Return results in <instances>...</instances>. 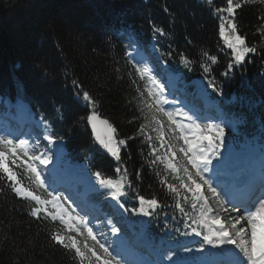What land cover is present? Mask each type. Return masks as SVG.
<instances>
[{"label":"trees","instance_id":"1","mask_svg":"<svg viewBox=\"0 0 264 264\" xmlns=\"http://www.w3.org/2000/svg\"><path fill=\"white\" fill-rule=\"evenodd\" d=\"M219 6L221 0H0L3 101L7 97L27 101L45 130L64 143L66 160L86 162L91 171L104 177L126 175L130 181L125 183L129 217L145 225V237L156 251H166L165 239L171 238L165 226L179 238L185 236L188 226L197 227L202 236L204 231L192 223L199 206L192 207L191 194L187 193L188 201H180L184 210L177 208V198L160 183L165 176L169 183L177 181L162 163L149 166L147 161L153 157L143 137L128 139L144 123L137 89L145 90L146 84L134 74L130 39L147 50L153 42L163 66L177 74L176 81L188 89H196L195 80L202 79L203 89L229 120L226 134L247 139L263 136L264 38L257 28L264 3L255 0L237 10L240 34L257 48L239 63L219 35L221 21L215 12ZM154 27H162L165 34H154ZM80 88L90 93L96 102L94 110L116 129V139L128 140L121 147L119 161L94 137L86 119L93 105L76 95ZM164 131L167 143L172 136L167 123ZM150 135L159 146L157 133L151 131ZM175 162L183 164L182 154H177ZM10 166L29 186L25 168ZM9 184L0 173V264H79L74 251L57 244L51 235L54 231L75 235L82 246L85 230L66 232L58 220L33 217L35 202L17 196ZM37 194L46 197L43 190ZM141 195L159 201L150 216L138 211ZM131 237L134 241L135 235L131 233ZM86 242L92 244L90 238Z\"/></svg>","mask_w":264,"mask_h":264},{"label":"snow or ice","instance_id":"2","mask_svg":"<svg viewBox=\"0 0 264 264\" xmlns=\"http://www.w3.org/2000/svg\"><path fill=\"white\" fill-rule=\"evenodd\" d=\"M209 2L212 3L214 0H209ZM254 2L255 0H221L222 6L215 8L221 21L219 35L224 39L228 48L233 51L237 63L244 61L249 53L257 51L255 45L249 46L246 43V36L240 34L236 19L237 10L245 4ZM261 2L264 3V0ZM165 11L168 9L165 8ZM259 19L261 24L257 31L264 38V15H261ZM153 31L154 34H165L162 27H154ZM211 59L215 60L214 57ZM183 62L185 65L189 63L186 58L183 59ZM133 69L136 76L146 81L145 90L137 89L140 118L144 120V123L139 125L136 135L128 139H135L137 136L143 137L146 145L150 148V155L153 157L147 161L149 166L156 165L158 162L162 163L165 171L172 176L174 181H177L169 183L167 176L160 181L161 185L166 186L168 191L177 198V208L183 211L184 208L180 201L181 199L188 201L187 193L191 194L192 207L199 206L198 215L192 220V223L198 227L204 225L207 228V234L203 235L201 248L204 244L214 247L233 245V264H264V149L261 151L258 174L249 178V182L258 183L261 191L254 199L246 202L241 201L240 206L237 207L231 198H226L228 193L223 189V186L206 176L213 160H222L224 157L221 150L225 147V127L213 122L202 125L197 122V117L182 112L180 109L166 110L164 105L168 101L165 98L164 85L157 80L156 76L152 75V69L146 64L134 65ZM133 82L135 83V81ZM73 83L76 84V81ZM76 95H82L84 101L93 105V111L86 119L92 125L93 131L97 129V122L106 126V138L96 131V139L112 157L119 161L121 147L126 146L128 140L116 139V129L108 120H102L94 110L96 102L88 91L80 88ZM179 116H182L183 119H177ZM140 118L134 117V119ZM165 123L172 133L167 143L164 140ZM151 131L157 133L155 139L159 142V146L152 143ZM46 139L50 144H54L58 138L51 134ZM179 141H182V144H177ZM178 153L182 154L183 164L175 162ZM20 160L23 162L17 164V161ZM52 160L51 151H34L28 139L0 135V173H3V178L10 182L9 187L17 196L35 202L36 206L31 209V215L37 219L44 216L52 221L59 220L66 226V232L75 230L80 234L82 230H86L87 233L82 246L75 235L62 234L61 231H54L51 239L65 249L74 251V257L79 258V264H85L86 261L87 264H122L121 259L113 256L105 243H102L93 233L92 228L88 226L87 219L80 216L79 213L73 215L75 209L70 210V204L69 207L64 206L65 203H68L67 197L60 193L48 192L45 180L41 176L40 166H46ZM10 165L25 168L30 181L29 186L22 183L17 172ZM124 171L126 172V169ZM95 176L100 185L112 189L111 196L113 198L126 195L123 191L125 183L130 184L126 175L119 180L106 178L100 172H96ZM214 183L216 186H213ZM31 185L35 187L33 188ZM218 188H221L225 195H222ZM37 190H43L46 197L37 194ZM138 200L140 203L138 211L146 216L152 214L151 209L159 206V201L155 197L146 199L141 195ZM213 203L216 205L215 208L212 206ZM226 205H230V207ZM134 211L136 210L134 209ZM233 213L235 214L233 215ZM118 231L119 229L112 228L113 233ZM192 232L196 235L202 234L197 227H193ZM88 238L92 241L91 245L86 242Z\"/></svg>","mask_w":264,"mask_h":264},{"label":"rangeland","instance_id":"3","mask_svg":"<svg viewBox=\"0 0 264 264\" xmlns=\"http://www.w3.org/2000/svg\"><path fill=\"white\" fill-rule=\"evenodd\" d=\"M136 47H138V46L136 45ZM152 50L154 53L157 54V52L155 51V48L153 46H152ZM148 55L149 54L146 53L145 50H141V51L139 50L136 53H133V52L131 53V57L135 61L136 65L137 64H140V65L146 64L150 69H152V75L156 76L157 80H159L160 83L164 85L165 98L168 101V103L165 104L164 107L167 109H172V111L179 109L177 106V103L182 102L183 100L187 102V100L185 99V97L181 93L179 94L178 97H176V91L178 88V86H177L178 83L175 81V79L177 78V76L172 74L169 71H166V69L162 68V70H160L158 68V65L155 64V62L151 59V56H149V58L147 57ZM180 91L184 92V89L182 88V89H180ZM200 94H201V92L198 93V96H200ZM185 95H187V93ZM16 102H18V100L12 101L11 99H8L5 101V106L3 107L4 111H2V113H1L2 115L0 116V135H5V136L11 135L12 138L18 137L20 139H28L30 141V144L33 146L34 151H36V152L51 151V154L53 156L52 162L46 166H40L41 176L43 179L45 178L46 186L49 188L48 182H49L50 177H52V173L50 170L54 169L53 164L57 165L61 161L64 166H66L68 168H69V166H71L70 163H67L63 160V156L66 152V149L62 144L57 143L58 141H56V143H54V144L48 143V144L40 145V142H42L41 140H43L44 138H46L50 134L46 130H43L42 125L39 122V120H33L34 119L33 115L31 114L27 105L25 106V104H22L20 107L18 105L16 107L15 106ZM201 104L203 105V107L208 106V108H210L211 106H213V100L207 96V99L201 101ZM168 105H171V107H168ZM201 113L205 114V111H202ZM218 114L219 113H213V114L210 113L211 116L208 118L209 122H213L216 124H222L223 126H225L226 122H227L226 119L224 122H221V120L218 117ZM25 116L27 117L28 120H33L32 127H30L33 132H27V131H30L29 129H27V130H23V132H26L25 134L24 133L19 134L18 133L19 131L18 132L16 131L18 128L17 125L19 124V122L21 123V121L25 120ZM198 116H199V118H198L197 122H199V123L203 122L204 119H202V117L200 115H198ZM180 118H181V116L177 117V119H180ZM184 122L187 123V121H184ZM35 127L40 128L41 133H35V131H34ZM32 138H35V141H33ZM252 143H254V140H252ZM261 144H264V141L261 142V139H259L258 147L255 150L256 152L250 154L247 152L248 149L246 148L249 145L244 147L242 150H240V148H233L232 145H230L228 143V141H225V147L221 150L224 153L223 159L222 160L221 159H214L213 164L210 166V171L208 173H206V176L209 179H213L214 181L218 182L221 186H223V189L226 190L225 185H222V181H221V180L226 179V175L220 174L219 165H221L222 171H228L232 168V166L237 167V168H241V167L243 168V167H246L248 165H253L251 158H254V159H257V163L260 166V164H261V153H259V149H260ZM254 145H255V143H254ZM64 166L61 165V169H63L65 172L64 175L65 174L74 175V174H77L79 172H85V170L89 171V169L86 165L77 166L80 168V170H78L76 173H74L73 171H68L66 168H64ZM79 168H77V169H79ZM46 174H47V176H46ZM90 175L91 174L88 172V178H91ZM252 175H255V174L253 173V174H249L246 176L251 177ZM93 176H95V175H93ZM235 177L237 178V176H235ZM95 178H96V176H95ZM119 179L120 178H116L114 180H119ZM93 181H94V183L87 180L86 185H87V187H89L88 190H96V189L104 190L105 194H110L111 199H113V197L111 196L112 189L100 185L97 178H96V182H95V180H93ZM213 186H216V183H214ZM247 188L249 190H253V189H251L250 183H248L246 185V190H247ZM218 191H221V194L225 195V192L222 191L221 188H218ZM69 193L74 197L77 196V194H72V191H69ZM81 194H83V198L86 199L82 190L79 191V195H81ZM250 196L251 195H247L246 197H250ZM238 197H241V196H238ZM69 204H70V207H71V205H73L71 203V201L68 199V203H65L64 206L69 207ZM226 206L229 207L228 205H226ZM75 214H73V215H75ZM96 214H99V211H97ZM234 214L235 213H233V215ZM79 215L83 216L87 219L88 226L92 228L93 233L97 236V238L102 243H105V245L112 252L113 256H117L122 261H124V263H126V264H182V262H184V260H190L191 261V260H193V256H196V253H194L193 250H190V251L184 250L180 255H176L170 259H163V258L156 256L154 253V249L151 246V244L149 242H147L145 238H143V230L138 232V233L135 231L133 221H128V227L133 232H136L135 234L137 235V237H136L137 240L135 241V243H131L128 236H125L126 241H124L122 243H114L112 238H114V240H117V239L114 237V235H112L111 231L109 229L105 230V228L103 227L101 222H98L96 220L93 221L92 218H93L94 214H92V213L87 214V212L84 213L82 211ZM200 226L205 227L204 225H200ZM196 238H197V235L195 233H193L191 230L189 232L188 238L185 241H183L182 244L185 246V245H187V243L192 242ZM127 243H128V247L124 248V245H127ZM171 245H177V243H173ZM202 253H203V249L200 248L198 250V254H202ZM136 257H137V259L140 258V260H136L135 259ZM132 260H133V262H132ZM215 264H221V263L216 262Z\"/></svg>","mask_w":264,"mask_h":264},{"label":"water","instance_id":"4","mask_svg":"<svg viewBox=\"0 0 264 264\" xmlns=\"http://www.w3.org/2000/svg\"><path fill=\"white\" fill-rule=\"evenodd\" d=\"M202 83H203L202 80H200V79H197V80H196V84H197L199 87L202 86ZM99 116H100V115H99ZM100 118H101L102 120H107L106 118H104V117H102V116H100ZM91 130H92V132H93V134H94L95 137H96V131H98L102 137H105V138H106V136H107L106 126L100 124L99 122H97V129H96V131H93L92 125H91Z\"/></svg>","mask_w":264,"mask_h":264},{"label":"bare ground","instance_id":"5","mask_svg":"<svg viewBox=\"0 0 264 264\" xmlns=\"http://www.w3.org/2000/svg\"><path fill=\"white\" fill-rule=\"evenodd\" d=\"M164 65V64H163ZM258 172H259V170L257 171V173H254V174H258ZM243 174H242V171H238V172H236L235 173V176H237V178H239V177H241ZM249 178H250V176H246V177H244V179L242 180V181H240V182H244L245 180H249ZM239 182V183H240ZM248 183H250V185H251V189H253V187H252V185H253V183H251V182H248ZM232 189H237V188H233L232 187ZM248 189V188H247ZM243 190H246V186H245V188H243ZM72 194H76L74 191H72ZM247 195H245V196H241V198H245ZM250 197H252V196H250ZM230 207V206H229ZM144 257V256H143ZM145 258V257H144ZM148 260V259H147Z\"/></svg>","mask_w":264,"mask_h":264}]
</instances>
